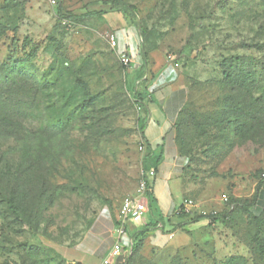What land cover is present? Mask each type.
<instances>
[{"label": "rangeland", "instance_id": "obj_1", "mask_svg": "<svg viewBox=\"0 0 264 264\" xmlns=\"http://www.w3.org/2000/svg\"><path fill=\"white\" fill-rule=\"evenodd\" d=\"M235 56L253 81L223 77ZM160 151L170 224L218 218L151 228L124 264H264V0H0V264H74L60 249Z\"/></svg>", "mask_w": 264, "mask_h": 264}, {"label": "crops", "instance_id": "obj_2", "mask_svg": "<svg viewBox=\"0 0 264 264\" xmlns=\"http://www.w3.org/2000/svg\"><path fill=\"white\" fill-rule=\"evenodd\" d=\"M119 43H127L132 47L134 43V37L129 36L127 38H121L119 36ZM117 39V40H118ZM129 47V48H130ZM131 49V48H130ZM161 174V173H160ZM158 170L156 171V178L152 180L151 193L153 195L154 202L157 203L158 212L163 217L167 216L163 211L161 200L164 199L166 194L174 200L169 183H167V174L163 170L160 175ZM180 203V202H179ZM179 205V204H178ZM177 205V206H178ZM175 206L174 209L177 207ZM173 209V210H174ZM156 216V215H155ZM117 212L113 213L110 209L102 207L97 210L92 216H90L88 222L83 227V230L68 246L60 249V254L69 262H79L81 264H124L125 255L122 253L119 256L111 259L109 263H104V259L107 257L109 250L114 242L113 224L116 220ZM145 224L149 223L152 219L145 216ZM142 225L129 228L127 231L133 236V233L138 231ZM163 232H167V227H162V223L158 222L157 226ZM154 227V228H156ZM153 229V227H152Z\"/></svg>", "mask_w": 264, "mask_h": 264}, {"label": "built area", "instance_id": "obj_3", "mask_svg": "<svg viewBox=\"0 0 264 264\" xmlns=\"http://www.w3.org/2000/svg\"><path fill=\"white\" fill-rule=\"evenodd\" d=\"M50 4H55L56 0H48ZM106 39L112 48L117 46V36L114 32L106 31ZM118 57L121 63L128 66L131 59L126 49L118 51ZM142 149V147H140ZM156 172L151 169L147 172L141 170L137 186L133 193L126 194L119 204L117 210V217L113 224L114 242L109 250L104 263H109L111 259L122 254L126 247H131L133 243V236L127 231L128 222H132L136 226L145 225V213L147 210V192H151L152 180ZM192 199H184L173 210V215L177 216L182 212H189V208L193 206ZM134 234V233H133Z\"/></svg>", "mask_w": 264, "mask_h": 264}, {"label": "trees", "instance_id": "obj_4", "mask_svg": "<svg viewBox=\"0 0 264 264\" xmlns=\"http://www.w3.org/2000/svg\"><path fill=\"white\" fill-rule=\"evenodd\" d=\"M94 14H98V13H94ZM72 18H78L76 15H74ZM241 60L240 56H235V57H231L228 61L224 59V61H222L219 65L222 68V75L223 77L230 81V83H235L238 84L237 86H240L241 82L244 79H249L251 81L254 80V73L252 68L250 67V63L248 61H239ZM249 67V69H246L247 66ZM19 72L24 71L25 69L22 67H19ZM239 82V83H236ZM142 92L137 91L135 97H136V101L139 102V100L142 99ZM162 158V151H160V153H158L157 155H153L151 153H147L144 158H143V162H142V170L147 172L151 169H153L155 172L157 171V166L159 164V162L161 161ZM147 197L149 198V209L151 208V204L154 203V198L153 195L150 191L147 192ZM7 203H8V209L13 213V214H17V207L13 202V198L12 196L7 197ZM188 214V212H182L179 215H177L176 217H181L183 218L184 216H186ZM154 216V214H153ZM159 218H155L154 220H151L149 223L143 225L138 231H136L133 234V243L131 248L135 251L136 249H138L143 241V237L146 236L147 233L150 232L151 228L156 227L158 222L162 223V227H165L166 224L165 222L161 219L163 216L159 215ZM202 218H212V219H217L218 215L217 214H203V215H198V216H194L192 218L189 219V221H183L181 224L179 225H173L170 224V217H167V223L169 224V228L167 229V231H173L174 229L177 228H183L185 227L187 224L191 223V222H196ZM88 222V221H87ZM259 245H260V241H259ZM74 264H81L79 262H75Z\"/></svg>", "mask_w": 264, "mask_h": 264}]
</instances>
